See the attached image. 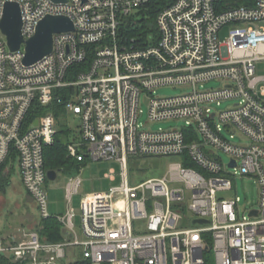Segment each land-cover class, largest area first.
<instances>
[{
  "label": "built area",
  "instance_id": "1",
  "mask_svg": "<svg viewBox=\"0 0 264 264\" xmlns=\"http://www.w3.org/2000/svg\"><path fill=\"white\" fill-rule=\"evenodd\" d=\"M150 1L0 0V22L6 3L19 4L25 41L46 16L75 25L54 35L53 53L32 66L23 62L26 44L11 51L0 28V167L8 174L15 156L41 219L52 217L45 149L60 117L56 109L38 111L55 105L81 120L69 157L116 161L122 176L109 191L82 198L83 240L70 209L55 217L71 238L51 243L19 229L0 238V254L22 264H64L69 250L81 248L91 264H205L211 234L215 264H264V76L256 70L264 60V0H173L157 15V33L144 37ZM224 27L231 32L222 43ZM213 80L222 88L204 89ZM164 86L183 92L159 97ZM233 99L231 108L216 110ZM144 105L151 122L186 126L148 130L139 122ZM164 157L179 161L163 176L131 181V159ZM107 176L114 181L115 170ZM238 176L257 180L259 202L249 213L239 210L240 197H218ZM81 183L70 179L69 199Z\"/></svg>",
  "mask_w": 264,
  "mask_h": 264
},
{
  "label": "rangeland",
  "instance_id": "2",
  "mask_svg": "<svg viewBox=\"0 0 264 264\" xmlns=\"http://www.w3.org/2000/svg\"><path fill=\"white\" fill-rule=\"evenodd\" d=\"M231 29L224 27L219 36V40L223 43L230 37ZM257 76H264V60L259 61L256 64ZM223 83L220 81H208L205 82L203 87L206 90H217L222 88ZM261 87H264V83H261ZM181 88H173L171 86H164L157 90V95L159 97L166 96L172 97L182 93ZM237 100L233 99L231 101H224L217 107V111H223L231 108ZM140 124L146 129H151L158 131L160 129H174L182 128L186 126L184 120L177 121H162V122H151L149 117V108L143 106V114L139 117ZM59 121L61 122V129H67L70 140H77L79 135V127L81 120L78 116L76 117L66 110L60 116ZM239 138L236 139L238 142ZM220 157L228 163L229 157L221 152ZM179 160L174 157H164L157 159H146L145 161L141 159H131L129 175L131 181L135 180L137 177V182H142L152 177H160L165 175L169 170V167L173 163H177ZM145 162V163H144ZM144 166V167H141ZM115 170L116 179L111 181L107 179L105 174L110 171ZM121 166L116 161H90V164L82 168L79 174L63 173L62 171L57 172L56 180H48L45 185V190L49 195V207L51 216H66L70 209L75 212L74 224L75 231L83 240L84 236L82 234V220H81V201L85 195L95 194L97 192L109 191V187L114 185H119L122 182ZM72 178H81L82 184L79 188V194L73 196V199H69L67 192V184ZM11 185L7 189L5 194H0V234L4 235L3 238H11L13 234H16L19 229H27L32 231H37L40 226L41 215L38 211L34 200L27 193V190L22 184L19 177L18 168L11 174ZM234 189L228 192H222L218 195L219 198L224 199H236L240 197L241 202L239 203V210L241 212L249 213L251 209H255L259 202V189L257 180L255 177H236L233 180ZM188 225V223H185ZM82 259V249L73 248L69 250L68 257L64 264H71L77 260Z\"/></svg>",
  "mask_w": 264,
  "mask_h": 264
},
{
  "label": "trees",
  "instance_id": "3",
  "mask_svg": "<svg viewBox=\"0 0 264 264\" xmlns=\"http://www.w3.org/2000/svg\"><path fill=\"white\" fill-rule=\"evenodd\" d=\"M173 0H151L145 14L147 18L143 22V36L147 37L148 33H157L156 32V20L158 13L172 3ZM134 33V32H131ZM57 111V116L60 117L65 111L64 107L61 106H49L48 108H41L38 111L39 115H44L49 113L52 110ZM61 122H59L58 132L56 134L55 142L47 147L45 150V164L47 171H62L63 173H69L74 176V174H79L82 168L87 167L90 164L89 159H84L82 161H76L69 157L68 144L70 143V135L67 129H61ZM11 170L9 173H6L7 165L0 167V194H5L7 189L11 185V174L16 171L15 156L12 157ZM48 181V180H47ZM32 198V196H30ZM33 200V198H32ZM40 226L37 230L39 236L43 241L47 242H62L65 240L62 235L63 224L55 217H50L47 219L40 220ZM205 243L207 245V250L204 253L205 264H215L214 257V242L213 238L210 235L206 236ZM0 264H22L20 262H15L12 258L7 257L3 254H0ZM71 264H91L88 259H80Z\"/></svg>",
  "mask_w": 264,
  "mask_h": 264
},
{
  "label": "water",
  "instance_id": "4",
  "mask_svg": "<svg viewBox=\"0 0 264 264\" xmlns=\"http://www.w3.org/2000/svg\"><path fill=\"white\" fill-rule=\"evenodd\" d=\"M53 1L56 3L65 2V0ZM39 23L32 39L25 41L22 37V12L19 4L17 2L5 4L4 15L0 22L1 31L8 39V46L11 51H18L23 43L26 44V56L23 61L26 66H32L53 53L54 35L73 32L75 29L73 21L63 15L46 16ZM56 177L57 171H47L48 180H56ZM195 223L206 224L207 221L195 220ZM62 235L65 239L72 237V234L67 231H63Z\"/></svg>",
  "mask_w": 264,
  "mask_h": 264
},
{
  "label": "crops",
  "instance_id": "5",
  "mask_svg": "<svg viewBox=\"0 0 264 264\" xmlns=\"http://www.w3.org/2000/svg\"><path fill=\"white\" fill-rule=\"evenodd\" d=\"M70 141H71V140H70ZM104 162H105V161H104ZM81 170H82V169H81ZM105 176H106L107 179H110V178L107 176V174H105ZM110 180L113 181L112 179H110ZM81 184H82V183H81ZM109 188H110V187H109ZM73 198H74V197H72V199H73ZM3 236H4V235H1V234H0V238H3Z\"/></svg>",
  "mask_w": 264,
  "mask_h": 264
}]
</instances>
